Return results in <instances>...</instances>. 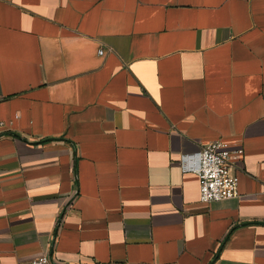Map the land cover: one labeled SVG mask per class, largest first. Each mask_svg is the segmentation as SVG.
<instances>
[{"label": "crops", "instance_id": "crops-1", "mask_svg": "<svg viewBox=\"0 0 264 264\" xmlns=\"http://www.w3.org/2000/svg\"><path fill=\"white\" fill-rule=\"evenodd\" d=\"M0 121V264H264V0H0Z\"/></svg>", "mask_w": 264, "mask_h": 264}, {"label": "built area", "instance_id": "built-area-1", "mask_svg": "<svg viewBox=\"0 0 264 264\" xmlns=\"http://www.w3.org/2000/svg\"><path fill=\"white\" fill-rule=\"evenodd\" d=\"M104 48L99 53H104ZM8 129L5 121H0V135ZM243 146H234L225 139L206 142L200 149L193 171L200 182V199L205 202L221 200L239 195V174L236 162L243 156ZM20 264H59L48 253H41L23 260Z\"/></svg>", "mask_w": 264, "mask_h": 264}]
</instances>
